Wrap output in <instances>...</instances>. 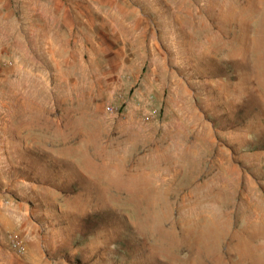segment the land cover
Segmentation results:
<instances>
[{
  "label": "rangeland",
  "instance_id": "374dc122",
  "mask_svg": "<svg viewBox=\"0 0 264 264\" xmlns=\"http://www.w3.org/2000/svg\"><path fill=\"white\" fill-rule=\"evenodd\" d=\"M0 264H264V0H0Z\"/></svg>",
  "mask_w": 264,
  "mask_h": 264
},
{
  "label": "crops",
  "instance_id": "0c3cea01",
  "mask_svg": "<svg viewBox=\"0 0 264 264\" xmlns=\"http://www.w3.org/2000/svg\"><path fill=\"white\" fill-rule=\"evenodd\" d=\"M16 22V21H15ZM13 22L14 40L12 49L14 50V62L16 81H30L36 79L38 74L36 62L34 61L33 50H47L49 48L48 32L43 31L41 26L33 29L32 22L23 28ZM25 35L23 37L22 35ZM45 36L44 38L42 36ZM35 76V78H34Z\"/></svg>",
  "mask_w": 264,
  "mask_h": 264
},
{
  "label": "bare ground",
  "instance_id": "6f19581e",
  "mask_svg": "<svg viewBox=\"0 0 264 264\" xmlns=\"http://www.w3.org/2000/svg\"><path fill=\"white\" fill-rule=\"evenodd\" d=\"M14 217V216H13Z\"/></svg>",
  "mask_w": 264,
  "mask_h": 264
}]
</instances>
